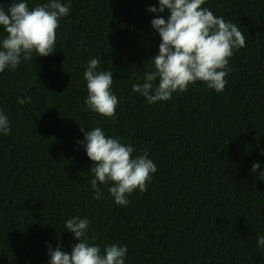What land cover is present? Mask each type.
I'll return each instance as SVG.
<instances>
[{
	"label": "trees",
	"instance_id": "1",
	"mask_svg": "<svg viewBox=\"0 0 264 264\" xmlns=\"http://www.w3.org/2000/svg\"><path fill=\"white\" fill-rule=\"evenodd\" d=\"M19 2V0H17ZM29 9L50 0H24ZM56 51L0 73V264H49V246L70 253L73 217L87 218L89 244L126 246L125 264H264V0H205L214 16L237 25L246 44L229 58L224 91L202 81L149 104L132 91L154 71L162 42L151 21L159 0H59ZM13 0H0L7 12ZM6 36L0 26V40ZM99 59L113 73L114 118L85 105L84 70ZM155 83V82H154ZM30 97L31 102L21 98ZM84 132L148 153L156 165L147 190L117 205L99 184ZM94 237V240L91 239Z\"/></svg>",
	"mask_w": 264,
	"mask_h": 264
},
{
	"label": "clouds",
	"instance_id": "2",
	"mask_svg": "<svg viewBox=\"0 0 264 264\" xmlns=\"http://www.w3.org/2000/svg\"><path fill=\"white\" fill-rule=\"evenodd\" d=\"M204 3L205 0H159L158 8L147 9L151 13L166 10L170 13L167 20L159 15L152 19L151 26L162 41L158 55L151 59L155 70L145 72L143 83L132 87V91L146 98L149 104L168 101L173 93L186 92L188 86L197 81L217 93L224 91L225 77L231 72L229 58L234 50L245 46L246 40L235 23L214 16L212 11L201 7ZM69 11L59 0H50L31 10L24 0H13L7 12L0 6V26L6 32L0 40V73L6 68L15 70L21 60H32L33 53L35 57L54 53L59 19ZM83 75L88 91L86 107L101 117L114 118L118 99L111 91L113 73L101 70L99 59H90ZM25 100L31 102L30 97H25L19 103L24 104ZM80 131L84 139L78 144L84 146L93 162L90 184L94 199H100L98 182L114 185L108 191L121 206L129 203L127 194L136 189L147 190L151 174L157 171L147 152L133 158V146L122 144L118 138L106 137L100 127L87 132L80 127ZM0 132H10L8 117L3 114H0ZM259 168V163H254L251 171L264 180V172H258ZM65 229L73 233L79 243L74 244L70 253L62 251L59 244L55 250L49 246V264H125L126 246L112 244L102 252L99 245L88 243L87 218L68 219ZM258 245L264 246V236L259 237Z\"/></svg>",
	"mask_w": 264,
	"mask_h": 264
}]
</instances>
